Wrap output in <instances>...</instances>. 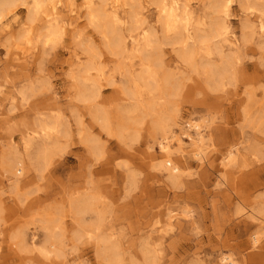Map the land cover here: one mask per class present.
Segmentation results:
<instances>
[{
  "label": "rangeland",
  "instance_id": "obj_1",
  "mask_svg": "<svg viewBox=\"0 0 264 264\" xmlns=\"http://www.w3.org/2000/svg\"><path fill=\"white\" fill-rule=\"evenodd\" d=\"M231 27L238 39V18L231 19ZM259 40L256 33L251 42L239 43L232 77L219 92L209 91L203 76L189 73L184 80L174 99L178 109L174 131L179 133V125L188 118L205 124L203 144L209 159L200 165L191 156H174L181 168L175 184L166 172L152 167L149 153L157 155L160 150L148 138L147 123L135 141L94 128L103 156L96 159L87 153L79 142L75 117L83 114L86 122L90 118L72 97L68 49L51 50L39 65L34 59L7 60L0 46V73L10 74L3 89L6 97H0V264H104L95 256L92 241L73 242L69 230L64 257L45 259L37 250L44 242L39 216L47 211L65 213L70 229L66 202L75 190L91 186L90 170L97 171L91 181L104 196L102 230L118 242L126 263L134 258L139 264H220V256L230 253L237 264H264V122L259 126L249 122L264 110V44L258 45ZM164 59L170 69L178 61L170 52ZM113 63L105 60V74ZM115 80L102 88L104 103L110 107L123 102L117 73ZM29 84L36 85L27 100L11 96ZM41 114L58 115L61 123H67L69 135L59 144L64 150L43 173L26 165L15 189L3 161L10 156L11 144L22 151L23 132ZM230 148L236 160L225 167L222 159ZM131 170L136 173L132 186L127 181ZM250 208L261 222L246 216ZM17 226L25 227L26 247L11 237ZM253 232L260 236L256 244L251 243ZM142 250L150 254L147 263Z\"/></svg>",
  "mask_w": 264,
  "mask_h": 264
},
{
  "label": "bare ground",
  "instance_id": "obj_2",
  "mask_svg": "<svg viewBox=\"0 0 264 264\" xmlns=\"http://www.w3.org/2000/svg\"><path fill=\"white\" fill-rule=\"evenodd\" d=\"M235 17L240 21L238 39L231 29ZM256 33L262 39L258 45L264 44V0H0V46L7 60L22 63L34 59L41 65L45 55L56 48L72 54L68 72L72 97L90 118L86 122L83 114L75 117L78 139L87 153L96 159L103 156L94 128L119 139L128 135L135 141L147 123L148 138L160 150L157 155L149 153V160L173 184L181 172L174 156H191L200 165L209 159L203 144L205 124L188 118L179 125V133L174 131L178 118L174 99L181 94L184 80L190 78L189 73L203 76L209 91L219 92L232 77L239 43L251 42ZM167 51L178 60L172 69L164 59ZM105 60L114 62L107 74ZM116 73L121 78L123 102L110 107L104 103L102 88L116 84ZM9 75L6 70L0 73V97L7 94L3 89ZM35 85L19 86L11 96L27 100ZM249 122L261 125L264 110ZM68 135V125L58 115L37 117L23 132L22 151L11 144L10 156L3 161L13 187L17 188V178L26 172V165L37 172L48 171L54 156L64 150L59 145L61 138ZM255 152L254 148L252 154ZM222 160L225 167L233 164L234 149ZM88 173L91 186L75 190L66 202L72 218L70 229L65 213L57 216L47 211L39 216L44 242L38 252L45 259L64 257L69 230L73 242L92 241L95 256L104 264H139L134 258L126 263L118 242L102 230L104 196L91 181L97 171ZM135 176L134 170L129 171L130 186L135 184ZM246 216L262 221L251 208ZM25 235V227L11 229L12 239L22 248L26 247ZM34 236L32 233V248ZM251 236L252 244L259 242L258 232ZM142 252L147 263L150 254ZM219 262L237 264L230 253L221 255Z\"/></svg>",
  "mask_w": 264,
  "mask_h": 264
}]
</instances>
